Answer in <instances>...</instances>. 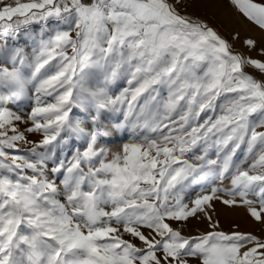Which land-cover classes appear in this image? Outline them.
Returning a JSON list of instances; mask_svg holds the SVG:
<instances>
[{
    "label": "snow or ice",
    "instance_id": "6c2138e0",
    "mask_svg": "<svg viewBox=\"0 0 264 264\" xmlns=\"http://www.w3.org/2000/svg\"><path fill=\"white\" fill-rule=\"evenodd\" d=\"M0 264H264V0H0Z\"/></svg>",
    "mask_w": 264,
    "mask_h": 264
},
{
    "label": "rangeland",
    "instance_id": "374dc122",
    "mask_svg": "<svg viewBox=\"0 0 264 264\" xmlns=\"http://www.w3.org/2000/svg\"><path fill=\"white\" fill-rule=\"evenodd\" d=\"M225 12L227 11V8L225 7ZM246 35V32L243 28H241V37H240V40L242 41L244 39V36ZM237 46L239 47L240 46V43L238 42ZM231 219H235L241 223H244L243 221V217L242 216H237V217H232Z\"/></svg>",
    "mask_w": 264,
    "mask_h": 264
}]
</instances>
